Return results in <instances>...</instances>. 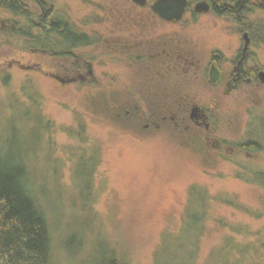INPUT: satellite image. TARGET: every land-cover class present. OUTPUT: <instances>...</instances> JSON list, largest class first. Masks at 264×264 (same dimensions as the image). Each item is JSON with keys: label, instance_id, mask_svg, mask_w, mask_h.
<instances>
[{"label": "rangeland", "instance_id": "1", "mask_svg": "<svg viewBox=\"0 0 264 264\" xmlns=\"http://www.w3.org/2000/svg\"><path fill=\"white\" fill-rule=\"evenodd\" d=\"M24 2L32 24H15L0 11V29L14 32L0 43V147L20 150L29 166L53 264L106 262L107 248L123 264H264V125L253 124L264 117V88L243 85L222 98L193 77L194 105L226 113L206 114L207 135L223 142L220 151L195 129H144L119 114L136 102L129 91L137 68L128 56L136 49L120 48L137 33L134 22H122L138 12L131 2ZM44 14L66 21L88 44L64 47L60 35L45 33ZM262 17L255 9L244 25ZM149 23L151 34L175 35L204 63L218 55L225 72L243 43L242 28L225 16L188 13L179 23ZM250 52L264 63V44L254 38ZM49 74L89 81L62 83ZM249 140L263 149L242 151ZM72 235L81 239L73 254L61 243Z\"/></svg>", "mask_w": 264, "mask_h": 264}, {"label": "flooded vegetation", "instance_id": "2", "mask_svg": "<svg viewBox=\"0 0 264 264\" xmlns=\"http://www.w3.org/2000/svg\"><path fill=\"white\" fill-rule=\"evenodd\" d=\"M129 1L131 6L137 9L138 12L130 14L128 11V16L126 11V16H124L122 22L125 20L134 22L137 27V33L129 37L131 45H128V41L125 40L120 48H126L127 51L131 50V48L136 49L134 53H127L137 68V77L133 80L135 88L129 91L136 102L130 106L125 104L119 114H123L126 119L133 117L138 119L144 129H149L151 126L156 129L166 127L179 131L183 130L184 132H189V134L194 133L192 129H195V134L202 135L203 144L206 146L212 144L213 150L220 151L223 148V142L209 138L207 135L211 125L209 116L206 114L226 113L206 111L200 106L194 105L193 102L195 100L194 95L191 93V80L193 77H201L207 86L217 90L218 97L219 92H222L220 96L222 98L228 97L243 85L264 88V79L260 77V74L264 73V63L260 64L255 54L250 52V46L254 38L257 39V43L264 44V0H185L183 15L180 19L171 21L162 19L153 10V5L158 0ZM200 5L207 8V11H200ZM255 9L262 10L263 17L260 22L252 26L248 24L246 27L244 21ZM188 13L191 17L205 14L225 16L227 21L231 20L236 26L242 28V46L238 49L233 60L228 63L231 64L232 68H228L227 72L223 70L221 58L218 55H211L204 63L197 58L192 47L185 45L186 43L184 44V41L177 39L174 34L173 37L170 36L171 34H167V36L151 34L153 30H150V21L160 20L167 24H175L179 23ZM120 17L122 15H119ZM41 19L45 21L44 31L46 34L57 33L61 38L65 34L76 38L80 35V33H76L70 27L69 29L71 30L65 31L63 29L64 25L68 27L66 21L53 20L52 22V20H47L46 14ZM119 39V37L114 38L112 42L118 44L120 42ZM246 40L248 41V46L243 51ZM115 44L114 46H116ZM45 51L42 50L43 53H46ZM212 69L216 71L218 76L215 82L210 81ZM76 76L82 81H89L88 78H83L80 74ZM77 78L62 79L63 81L60 82L70 83L76 81ZM221 85H223V89ZM248 114L255 113L248 112ZM260 114H256L257 118H261ZM262 114L264 115V113ZM256 116L254 117L256 118ZM217 117L219 118L218 115ZM258 123L264 125V117L261 121L256 120L253 122L256 126ZM240 149L242 151L250 149L262 150L263 144L255 140H249L242 144ZM229 151L232 150L230 148L225 149L226 153ZM245 154L249 155L248 153ZM250 175L256 181L263 179L261 175L255 172H250Z\"/></svg>", "mask_w": 264, "mask_h": 264}, {"label": "trees", "instance_id": "3", "mask_svg": "<svg viewBox=\"0 0 264 264\" xmlns=\"http://www.w3.org/2000/svg\"><path fill=\"white\" fill-rule=\"evenodd\" d=\"M0 11L6 13L15 24L33 23L24 0H0ZM63 29L71 30L65 25ZM27 31L19 28L18 34L29 38ZM13 33V30L0 29V43L6 42ZM62 36L67 49L88 44L84 34L77 38L67 34ZM31 38L38 42L37 36ZM19 151L10 153L0 147V264H53L50 225L40 206L29 166ZM61 243L65 251L73 254L80 247L81 239L72 235ZM98 263L123 264L108 248L107 261L99 258Z\"/></svg>", "mask_w": 264, "mask_h": 264}, {"label": "water", "instance_id": "4", "mask_svg": "<svg viewBox=\"0 0 264 264\" xmlns=\"http://www.w3.org/2000/svg\"><path fill=\"white\" fill-rule=\"evenodd\" d=\"M185 8V0H158L153 5V10L164 20L171 21V20H178L184 13ZM201 10L203 12L207 11V8L200 5ZM248 46V41L246 40L244 49ZM217 73L213 69L210 73V81L215 82L217 80ZM260 77L264 79V73L260 74ZM60 81H63L61 78L56 77Z\"/></svg>", "mask_w": 264, "mask_h": 264}]
</instances>
